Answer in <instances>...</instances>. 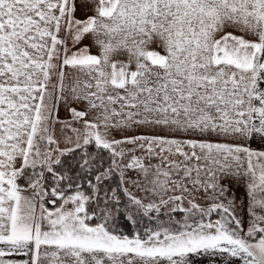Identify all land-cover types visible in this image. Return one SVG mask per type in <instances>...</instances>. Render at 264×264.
<instances>
[{
    "label": "snow or ice",
    "instance_id": "obj_1",
    "mask_svg": "<svg viewBox=\"0 0 264 264\" xmlns=\"http://www.w3.org/2000/svg\"><path fill=\"white\" fill-rule=\"evenodd\" d=\"M0 264H264V0H0Z\"/></svg>",
    "mask_w": 264,
    "mask_h": 264
}]
</instances>
